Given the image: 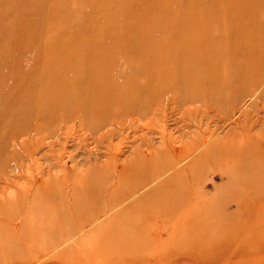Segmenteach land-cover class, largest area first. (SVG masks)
I'll list each match as a JSON object with an SVG mask.
<instances>
[{
  "label": "rangeland",
  "instance_id": "obj_1",
  "mask_svg": "<svg viewBox=\"0 0 264 264\" xmlns=\"http://www.w3.org/2000/svg\"><path fill=\"white\" fill-rule=\"evenodd\" d=\"M0 264H264V0H0Z\"/></svg>",
  "mask_w": 264,
  "mask_h": 264
}]
</instances>
